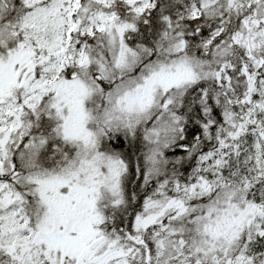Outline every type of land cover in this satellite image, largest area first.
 I'll return each mask as SVG.
<instances>
[{
	"label": "snow or ice",
	"instance_id": "obj_1",
	"mask_svg": "<svg viewBox=\"0 0 264 264\" xmlns=\"http://www.w3.org/2000/svg\"><path fill=\"white\" fill-rule=\"evenodd\" d=\"M0 264H264V0H0Z\"/></svg>",
	"mask_w": 264,
	"mask_h": 264
}]
</instances>
